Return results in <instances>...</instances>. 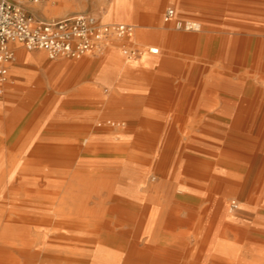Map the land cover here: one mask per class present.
Returning a JSON list of instances; mask_svg holds the SVG:
<instances>
[{
  "label": "crops",
  "instance_id": "crops-1",
  "mask_svg": "<svg viewBox=\"0 0 264 264\" xmlns=\"http://www.w3.org/2000/svg\"><path fill=\"white\" fill-rule=\"evenodd\" d=\"M59 1L61 9L45 10L49 2L55 6ZM69 1L42 0L26 9L48 20L75 14L78 8ZM135 1L141 2L133 18L138 34L159 48L157 57L125 59L119 46L130 45L127 39L119 46L111 42L100 55L80 59H49L43 51L9 45L14 55L0 79V144L16 145L15 157L26 161L34 159L30 146L55 138H63V143L111 141L122 148L127 143L144 152L158 149L162 160L176 153L175 145L185 154L193 153L194 137L201 142L205 161L213 156L219 172L238 175V150L256 146L257 151V145H264V0H170L176 20L198 24L196 31L150 26L143 18L152 10L145 3L150 0ZM92 15L101 19V13ZM150 64L151 72L141 71ZM41 159L50 161L48 156ZM92 161L78 156L73 162L81 166ZM61 162L65 164L60 169L68 171V160ZM207 190L214 192L209 185ZM215 192L218 200L202 204L212 222L220 219L216 210L224 208L219 200L224 192ZM250 214L252 226L259 218ZM234 219L244 221L238 215Z\"/></svg>",
  "mask_w": 264,
  "mask_h": 264
},
{
  "label": "bare ground",
  "instance_id": "bare-ground-1",
  "mask_svg": "<svg viewBox=\"0 0 264 264\" xmlns=\"http://www.w3.org/2000/svg\"><path fill=\"white\" fill-rule=\"evenodd\" d=\"M126 8L115 7L109 11V18L124 16L129 22L131 8ZM175 18L173 22H181ZM129 26L127 40L159 52L157 46L133 30V25ZM62 139L30 146L32 161L0 156V264H264V244H253L257 239L254 235L247 237L252 243L244 242L249 232L261 234L264 239V196L261 204L256 200L255 207L248 209L260 218L252 226L244 223L241 230L235 219L225 218V211L232 214L247 209L230 198L240 183L239 175L219 172L215 167L211 173L214 163L189 152L186 164L179 160L169 183L157 180L148 172L150 169L134 170L130 178L124 166L130 167L131 158L123 155L121 143L100 144L90 139L63 143ZM45 155L49 162L41 159ZM106 155L110 158L100 159ZM78 156L94 161L81 165L88 168L82 172L49 166L65 158L71 163ZM211 175L222 180L215 181L211 191L222 190L230 199H219L224 208L216 210L220 217L217 222L205 217L206 207L196 220L195 206L218 200L211 193L205 199ZM228 181L230 185L224 183ZM191 218L196 220L193 231L188 227ZM190 237L195 244L189 249Z\"/></svg>",
  "mask_w": 264,
  "mask_h": 264
},
{
  "label": "rangeland",
  "instance_id": "rangeland-1",
  "mask_svg": "<svg viewBox=\"0 0 264 264\" xmlns=\"http://www.w3.org/2000/svg\"><path fill=\"white\" fill-rule=\"evenodd\" d=\"M68 3H70V1L66 0V4H68ZM74 3H75V6H77L78 10L73 15H76V14H97V13L100 14L101 13V19L104 22L112 23V24L125 23L128 25H133V30H138V25L135 23V20L133 18H135L136 8L141 3L139 1H135V0H74V2H72V4H74ZM145 3H146V5L151 6V9H152L149 13H145L143 15V18H146L149 21L148 23L150 26H158V25H160V26H174V24H175V22H173L174 20L167 22V23L163 22V20H162L163 13H164L165 9L167 7H171L170 0H150V1H146ZM38 5L39 4L24 3L25 8H26V6L27 7H36ZM62 6H63V2L56 3L55 6L51 5L49 2L48 8L45 10L46 11H48V9L58 10V9H61ZM117 6H122V9H124V8L127 9L126 7L131 8V14H132L133 20L130 19V21L127 22V20H125L124 16H121V19H110L109 18V11L115 9V7H117ZM173 9L175 12V7ZM34 15L37 18H39L36 14H34ZM61 17H63V16H57L55 18H61ZM55 18H49L48 20L55 19ZM131 37H133V36H131ZM123 41L124 40H118V39L112 38L109 42H107L105 49L102 53H104L106 51V48L108 46H110L111 42H113L119 46V45H121V42L123 43ZM128 46L133 47L136 50H139L143 57H146V56H150V58H153L154 56L157 57V55H150L147 52L149 49L147 48L146 45H144L142 43H138V42L133 41L131 43V46L130 45H128ZM122 47L119 46L121 54H122ZM98 55H100V54H98ZM87 56H90V55H87ZM122 56L125 59H127L123 54H122ZM127 60H133V59H127ZM145 60L143 62L144 64H146V62H147ZM131 63L133 64V62H131ZM149 67H150L149 70H143L142 69L141 71L151 72L153 67L151 64ZM110 123L108 124L109 126L112 125ZM115 124L116 123H114V125ZM50 131L53 133H57V132L62 133L63 132V130H59L58 128L57 129L51 128ZM194 131L196 132L197 130H194ZM195 139H194L195 142L193 145V147H194L193 154H195V156H197V157H202L201 142H199L200 140L196 139L197 140L196 141ZM123 147H124L123 148L124 149L123 155L125 157L131 158V160L128 161L130 167L124 166V169L126 168V170H125L126 173H128V174L130 173L129 174L130 178H132L131 173H134L135 172L134 170L146 172L150 169L148 172L151 173V175L154 176L157 180H160L162 183H167V182L169 183L170 181H173L174 173H175L176 166L178 165L179 160L183 159L184 164H186V162H187V154H185L183 150H182V152L178 151L177 148H176L177 150H176L175 154L170 153V154L165 155V156L163 155V157H166V158L163 161H160V157H162V154L159 153L158 149L157 150L153 149V151H151V152H149V151L144 152V151H139V149L142 150V148H138L137 146H134L132 144H127V146L123 145ZM172 147H173V145H172ZM175 147H180V146H175ZM249 147L250 146H246V147L243 146L242 150H238L241 157L239 159V162H237L238 166L236 167V169L234 171H235V173H237L240 176V179H239L240 183H239V185H236V186L234 185L235 186V188H234L235 189V195L230 197L231 199L236 200L238 203L245 205V207H247V209L246 208L245 209L240 208L239 210H235L234 213H232V214L226 213V211H225V218L230 217V218H232V220H234V216L238 215L244 220L241 222H238L236 220V222H237L236 226L241 228V230L244 229V223H248L250 220V216H251L250 211L251 210H248V209H253L254 207L251 208L249 206H252V205L255 206L256 200H258L257 203L261 204L260 201L263 199V196H264V187L262 186V184L264 182V159L262 157V153H263L262 151L264 149V145H257V151L255 150L256 146H251L250 150H249ZM16 150H17L16 145H12L9 143H5L4 145L0 144V156H2L3 158L15 156ZM180 150H181V148H180ZM133 151H135V152L137 151V153H134ZM255 151L258 153H256ZM250 153H252V154L250 155ZM141 154H143V156H140ZM181 154H183V155H181ZM251 157H253L252 161H250ZM212 158H213V156H211L210 162H211V164H213V163L214 164L210 169L211 173L213 172L212 168L214 169V167H215V169H218V167H219L218 162L216 164V161L214 160V158L213 159ZM55 163L53 161L50 162V164H49L50 168L51 167H53V168L59 167L60 168L61 165L64 166V164H65L63 162H57V164H55ZM74 164H75L74 162L70 163V165H69L70 167H69L68 172H76V171L82 172V171L88 169V168L81 167V166H77V168H76V166H74ZM65 166L68 167V165H65ZM210 179L211 180L208 183L210 189H211L212 184L215 181H220V182L222 181L219 178H216L212 175H211ZM224 183L227 185L231 184L229 181L224 182ZM196 184H198V182H196ZM207 194L208 193L206 191L205 192V199L206 200L209 197V194L208 195ZM211 194L214 197V199L218 198L217 192L214 191L213 193L211 192ZM230 198L225 197L224 199L226 202H228ZM202 204L195 206L194 214L196 216V220L202 216L201 215V212L203 210ZM258 209H261V208L258 207ZM205 214H206L205 217L207 218V211L206 210H205ZM206 218H205V220H206ZM196 220H195V218H191L189 220L188 227L192 231L195 228ZM245 221H247V222H245ZM259 221H260V218H259ZM254 235H255L254 237H256L257 239L255 238L256 240L252 241L253 244H256V243L264 244L263 235H261V234H254ZM245 237H246V240L244 242L246 243V245H249V243H252L249 239H247V237L252 238V234L250 232L247 234V236L245 235ZM187 241L189 242V245H188L189 249L191 247L193 248V245L195 244L193 237H190L189 240H187ZM176 260H179L178 255L176 257Z\"/></svg>",
  "mask_w": 264,
  "mask_h": 264
},
{
  "label": "built area",
  "instance_id": "built-area-1",
  "mask_svg": "<svg viewBox=\"0 0 264 264\" xmlns=\"http://www.w3.org/2000/svg\"><path fill=\"white\" fill-rule=\"evenodd\" d=\"M42 0H0V79L7 73V64L13 58L10 44L21 45L27 51L40 50L49 59L59 57L80 59L101 54L112 38L126 40L131 34L127 24H106L92 14H76L50 20L37 18L26 10L24 3L39 4ZM174 9L167 7L163 22L172 21ZM177 30H198L193 22H175ZM149 53L155 54L153 49ZM127 59L141 55L139 50L123 45ZM1 96V89H0Z\"/></svg>",
  "mask_w": 264,
  "mask_h": 264
}]
</instances>
